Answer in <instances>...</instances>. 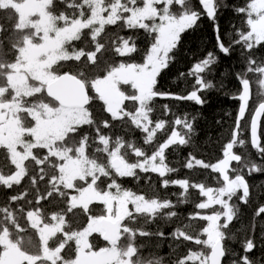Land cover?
<instances>
[{
    "label": "snow or ice",
    "instance_id": "obj_1",
    "mask_svg": "<svg viewBox=\"0 0 264 264\" xmlns=\"http://www.w3.org/2000/svg\"><path fill=\"white\" fill-rule=\"evenodd\" d=\"M204 19L215 48L178 74L184 91L163 89ZM229 79L213 161L178 105ZM262 121L264 0H0V264H264Z\"/></svg>",
    "mask_w": 264,
    "mask_h": 264
},
{
    "label": "trees",
    "instance_id": "obj_2",
    "mask_svg": "<svg viewBox=\"0 0 264 264\" xmlns=\"http://www.w3.org/2000/svg\"><path fill=\"white\" fill-rule=\"evenodd\" d=\"M229 2L243 3L244 0H229ZM237 19L234 17L231 11H225L221 13L220 24L221 31L227 30L229 24ZM141 39L137 40V44L146 47V42L143 39V33L139 34ZM216 44L215 34L213 31V26L211 21L204 19L199 28L196 30L188 31L183 35L182 45L177 53V59L174 64L170 66L169 69L162 74L161 85L165 90H171L172 92H182L186 88V84L179 80L178 74L181 72H187L198 59L204 57L205 53L214 49ZM223 61L222 71L228 72V65L233 64L236 60L235 56L228 58L221 56ZM192 81H188L191 83ZM238 85L234 79L228 80V88L222 91H212L207 93L208 104L204 105L202 108L195 105L192 102H182L179 103V111H188L192 113H197L200 115L198 120V128L200 131V136L198 139L202 142L203 153L206 157L215 161L216 157L221 154V146L227 140L230 132L231 125L233 123L232 117L235 114L236 101L229 98V96L235 92ZM159 104L168 103L170 105H176V101L162 100L158 101ZM264 123V121H262ZM219 138V139H218ZM185 176H191L193 180L201 178L203 173L201 170L196 169L194 171L181 169L180 173L177 174L176 178H184ZM250 182L254 183H264V176H253ZM131 182H129V185ZM170 192L179 193L181 190L179 187H173L169 189ZM195 196V193H193ZM252 207L249 206L244 217L245 222L250 221L252 218ZM190 210L189 207H184L181 209L182 212H187ZM169 229H165L168 231ZM232 247L239 250L240 245L233 244ZM163 253H169V248L164 247L161 250Z\"/></svg>",
    "mask_w": 264,
    "mask_h": 264
}]
</instances>
